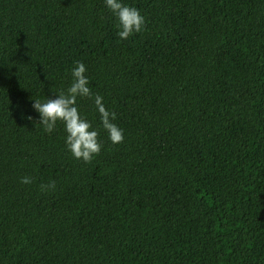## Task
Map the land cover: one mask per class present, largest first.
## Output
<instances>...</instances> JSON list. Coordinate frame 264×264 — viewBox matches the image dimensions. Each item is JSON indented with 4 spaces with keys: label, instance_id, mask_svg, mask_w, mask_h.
<instances>
[{
    "label": "trees",
    "instance_id": "1",
    "mask_svg": "<svg viewBox=\"0 0 264 264\" xmlns=\"http://www.w3.org/2000/svg\"><path fill=\"white\" fill-rule=\"evenodd\" d=\"M125 2L121 40L103 0H0V264H264V0ZM74 61L124 133L78 98L89 162L32 108Z\"/></svg>",
    "mask_w": 264,
    "mask_h": 264
},
{
    "label": "clouds",
    "instance_id": "2",
    "mask_svg": "<svg viewBox=\"0 0 264 264\" xmlns=\"http://www.w3.org/2000/svg\"><path fill=\"white\" fill-rule=\"evenodd\" d=\"M106 8L113 14L117 21V36L127 39L130 35L143 30L146 19L137 7L126 3L125 0H103ZM70 70L71 83L65 90H57L54 97L43 100L35 98L32 108L38 114L36 122L42 126L43 131L52 133L57 122H62L64 129V143L70 154L76 159L89 162L97 155L102 147L98 130L92 122L81 114L77 100L81 97H89L99 114L100 125L107 133L108 140L117 144L123 141V129L115 123L116 113L108 109L102 102L103 97L93 94L89 86V77L86 75V65L83 61H74ZM29 120L33 117L28 115ZM20 182L30 184L32 178L24 176ZM54 182L40 185L41 191L54 189Z\"/></svg>",
    "mask_w": 264,
    "mask_h": 264
}]
</instances>
